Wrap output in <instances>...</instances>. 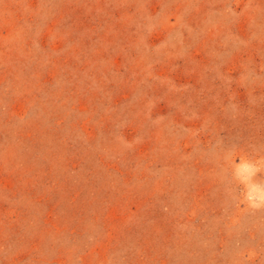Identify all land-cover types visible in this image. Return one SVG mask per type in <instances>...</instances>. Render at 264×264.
I'll return each mask as SVG.
<instances>
[{
  "label": "rangeland",
  "instance_id": "rangeland-1",
  "mask_svg": "<svg viewBox=\"0 0 264 264\" xmlns=\"http://www.w3.org/2000/svg\"><path fill=\"white\" fill-rule=\"evenodd\" d=\"M0 264H264V0H0Z\"/></svg>",
  "mask_w": 264,
  "mask_h": 264
}]
</instances>
